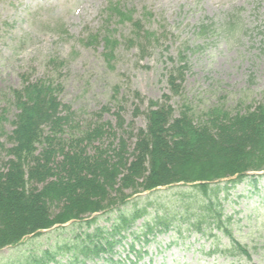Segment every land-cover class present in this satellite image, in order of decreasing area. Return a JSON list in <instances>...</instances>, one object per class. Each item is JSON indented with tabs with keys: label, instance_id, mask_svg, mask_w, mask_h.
Here are the masks:
<instances>
[{
	"label": "rangeland",
	"instance_id": "rangeland-1",
	"mask_svg": "<svg viewBox=\"0 0 264 264\" xmlns=\"http://www.w3.org/2000/svg\"><path fill=\"white\" fill-rule=\"evenodd\" d=\"M116 6L132 13L133 21L140 19L153 36V42L144 43V52L130 42L132 22H120L111 13ZM203 21L215 23L210 29L214 30L199 34L196 27ZM108 31L118 42L113 57L106 55L102 40ZM181 53H186L190 70L181 94L171 96L177 113L183 104L196 113L217 105L235 113L264 103V0H0V114L8 120L6 130L14 128L11 121L18 111L13 90L21 89L25 79H43L61 87L59 99L75 112L78 129L99 121L116 127V135L109 132L95 144L110 152L125 135L131 153L136 138L124 131L146 127L148 101L171 94L166 79ZM104 107L108 110L102 112ZM138 107L142 112L136 115ZM118 112L124 129L117 128ZM214 185L228 187L219 201L224 223L230 220L232 234L252 251L250 259L233 261L264 264V171L257 183L249 176ZM200 200V191L192 184L179 183L137 194L121 207L147 209L137 226L163 216L171 227L155 238L150 233L135 240L136 248L147 251L137 264H229L220 254L208 253L229 238L218 232ZM117 215V209L94 214V227L110 225ZM197 227L216 236L198 233ZM55 228L3 248L0 264H34L30 255L46 250L55 251L66 264L67 255L60 252L66 249L59 247L77 244L80 231ZM130 236L117 246L119 263L114 264H130L135 258L129 253Z\"/></svg>",
	"mask_w": 264,
	"mask_h": 264
},
{
	"label": "trees",
	"instance_id": "trees-1",
	"mask_svg": "<svg viewBox=\"0 0 264 264\" xmlns=\"http://www.w3.org/2000/svg\"><path fill=\"white\" fill-rule=\"evenodd\" d=\"M111 13L120 22H132L130 42L139 44L144 52V43L153 42L150 39L153 36L142 21H133L132 13L117 6ZM213 25L203 21L196 29L205 35L214 30H210ZM111 34L108 31L102 36L108 57L114 56L118 44ZM174 63L166 79L171 94L164 93L162 99L148 101L146 127L136 132L124 131L136 138L131 153L125 135L119 137L116 148L110 147L113 155L95 144L109 132L117 134L111 122L99 121L78 129L75 112L59 99L60 86L43 79H25L21 89L13 90L18 111L11 121L14 126L11 132L4 125L8 121L6 116L0 114V251L54 226L56 230L75 232L87 225V229L79 232L77 244L59 247L66 249L60 251L61 255H67L66 264L119 263L115 259L119 252L116 248L129 235L133 239L129 242V253L135 254L129 262L137 264L147 251L136 248L135 240L150 233L155 238L171 227L163 216L137 226L147 209L134 207L124 211L121 207L137 194L184 183L200 191L199 202L208 211V217L229 238L227 244L211 246L209 255L220 254L229 264H240L234 258L252 257L249 246L232 234L230 220L227 225L224 223L219 201L221 192L228 187L211 184L224 179L240 182L249 176L257 183L259 175L250 173L264 170V103L235 113L219 105L196 113L190 105L183 104L177 113L171 96L181 94L190 66L186 53H181ZM137 96L145 102L140 93ZM105 110L108 107L102 112ZM141 112L136 108V115ZM117 123V128H125L119 112ZM53 207H58V212L52 211ZM114 209L118 215L110 225L94 227L97 224L94 214ZM196 232L216 236L201 227ZM61 259L55 251L46 250L32 253L29 261L61 264Z\"/></svg>",
	"mask_w": 264,
	"mask_h": 264
}]
</instances>
